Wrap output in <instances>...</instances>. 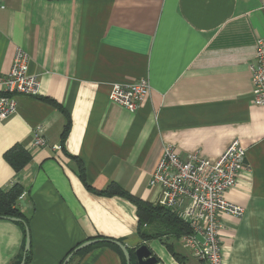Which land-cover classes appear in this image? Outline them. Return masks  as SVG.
I'll use <instances>...</instances> for the list:
<instances>
[{"label": "crops", "instance_id": "obj_1", "mask_svg": "<svg viewBox=\"0 0 264 264\" xmlns=\"http://www.w3.org/2000/svg\"><path fill=\"white\" fill-rule=\"evenodd\" d=\"M263 7L264 0H0V76L21 47L41 81L40 95L19 96L16 112L0 120V190L14 183L25 193V264H62L101 237L126 244L131 264L142 244L155 264H207L191 255L185 235L144 240L133 202L92 190L116 184L162 205V188L150 179L166 146L215 160L236 138L248 166L227 197L245 212L221 214L222 255L225 264H264V106L252 94ZM141 80L151 92L138 110L109 99L112 83ZM13 148L18 167L5 157ZM25 244L26 224L0 218V264H20ZM124 258L94 244L67 264Z\"/></svg>", "mask_w": 264, "mask_h": 264}, {"label": "built area", "instance_id": "obj_2", "mask_svg": "<svg viewBox=\"0 0 264 264\" xmlns=\"http://www.w3.org/2000/svg\"><path fill=\"white\" fill-rule=\"evenodd\" d=\"M29 61L27 50L17 47L9 72L0 76V120L16 112L19 96L41 93L40 78L30 72ZM252 72L253 104L264 106L263 38L257 41ZM150 92L148 80L128 85L114 82L110 86L109 99L134 112L148 99ZM45 143L42 136L35 139L36 145ZM246 159L247 148L239 138L232 140L215 160L197 155L183 158L169 145L150 179L152 187L162 188L160 203L189 224L192 232L183 237L185 247L192 256L207 264H225L220 239L224 228L221 214L244 215L245 207L229 200L227 193L238 184L241 173L247 168ZM24 195L22 193L19 198Z\"/></svg>", "mask_w": 264, "mask_h": 264}, {"label": "trees", "instance_id": "obj_3", "mask_svg": "<svg viewBox=\"0 0 264 264\" xmlns=\"http://www.w3.org/2000/svg\"><path fill=\"white\" fill-rule=\"evenodd\" d=\"M68 127L65 130L67 133ZM20 154V153H19ZM25 154V153H23ZM21 155V154H20ZM5 157L9 160L15 167H18L20 164L17 163L16 158L18 157L15 152V148L9 150ZM26 158H28L26 156ZM25 158V160H26ZM98 194H108V195H119L122 196L131 202H133L137 207L138 215V231L141 238L148 240L151 238L162 237V236H174L176 238H181L184 235H188L192 232L189 224L185 223L178 217L175 211L159 204H153L151 202L142 200L119 185H112L107 191L100 192L98 190H92ZM23 193V187L19 184H13L8 190H0V216L2 218H12L18 217L22 218L24 222H28L27 218L23 215L21 210L18 207V198ZM103 239H108L101 237ZM99 244H105L116 250H118L123 258L125 257L121 249L111 243L103 242ZM96 244V245H99ZM32 253L31 250L27 253L26 262L31 259ZM132 257V256H131ZM125 264L126 259L124 258Z\"/></svg>", "mask_w": 264, "mask_h": 264}, {"label": "water", "instance_id": "obj_4", "mask_svg": "<svg viewBox=\"0 0 264 264\" xmlns=\"http://www.w3.org/2000/svg\"><path fill=\"white\" fill-rule=\"evenodd\" d=\"M0 218H2V216H0ZM10 219L24 222V220L22 218H18V217H12ZM25 224H26V244H25L23 260L21 261L20 264H25L27 253L31 250L30 230H29V227L27 226V223H25ZM103 242H111V243L117 245L121 249V251L123 252V254L125 256L126 264H131V261H132L131 260V252L129 251L127 245L121 241L109 239V238L108 239L92 238V239H88V240L82 242L70 254L67 255V257L64 259L62 264H67L70 261V259L73 257L75 252L80 251V250H82L86 247H89L91 245L103 243ZM135 256L137 258L138 264H155L157 262L156 256L153 255V252L151 251V249L149 248V246L147 244H142L141 246H139L135 250Z\"/></svg>", "mask_w": 264, "mask_h": 264}]
</instances>
